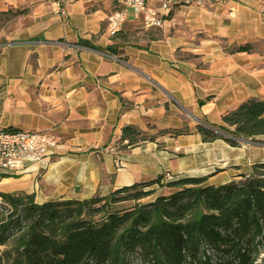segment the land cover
<instances>
[{
    "label": "crops",
    "instance_id": "0c3cea01",
    "mask_svg": "<svg viewBox=\"0 0 264 264\" xmlns=\"http://www.w3.org/2000/svg\"><path fill=\"white\" fill-rule=\"evenodd\" d=\"M119 9L115 0H73L60 16L53 0H0V15L25 11L0 28V130L46 131L57 145L46 165L0 174V192L42 204L158 175L217 186L264 160V135L234 148L195 132L200 119L220 125L241 102L264 100V0L176 6L156 40L131 11L112 40L106 19ZM136 29L145 33L138 43L120 42ZM245 44L250 52L233 50ZM125 126L156 140L118 150ZM183 126L189 134L157 135Z\"/></svg>",
    "mask_w": 264,
    "mask_h": 264
},
{
    "label": "trees",
    "instance_id": "16d2710c",
    "mask_svg": "<svg viewBox=\"0 0 264 264\" xmlns=\"http://www.w3.org/2000/svg\"><path fill=\"white\" fill-rule=\"evenodd\" d=\"M24 13L1 14L0 28ZM156 33L147 38L156 40ZM126 41L121 36L120 42ZM81 44L111 54L118 47ZM251 49L245 44L233 50ZM189 132L183 126L157 135ZM195 132L204 143L222 140L234 148L257 142L264 135V100L241 102L221 116L220 125L200 119ZM155 140V135L125 126L117 149ZM241 177L214 186L206 178L158 175L102 197L42 204L30 194L0 192V264H126L131 254L150 264H254L264 242V160ZM162 188L168 194L141 202Z\"/></svg>",
    "mask_w": 264,
    "mask_h": 264
},
{
    "label": "built area",
    "instance_id": "2783aa9c",
    "mask_svg": "<svg viewBox=\"0 0 264 264\" xmlns=\"http://www.w3.org/2000/svg\"><path fill=\"white\" fill-rule=\"evenodd\" d=\"M73 0H53L54 10L60 16L66 14L65 7ZM120 9L107 17V28L114 35L126 19L127 11L141 22L144 29L162 28L173 8L180 5L205 7L208 3H223L225 0H115ZM55 139L46 131L0 130V174H15L25 163L46 165L56 148ZM165 178H169L165 175Z\"/></svg>",
    "mask_w": 264,
    "mask_h": 264
},
{
    "label": "rangeland",
    "instance_id": "374dc122",
    "mask_svg": "<svg viewBox=\"0 0 264 264\" xmlns=\"http://www.w3.org/2000/svg\"><path fill=\"white\" fill-rule=\"evenodd\" d=\"M157 30L158 29H147V32L148 33L152 32V31L158 32ZM142 31L143 30H140V29L132 30L130 32L131 33L130 37L128 38V43L129 44L138 43L140 41V39L144 37L145 33ZM156 35L158 36V33H156ZM169 179H171V178L170 177L167 178V180H169ZM0 187H2V185ZM168 192H169L168 189L162 188V189L156 191V193L154 195L148 196V197L142 199L141 202L144 203V202L151 201L155 197V195L160 194V193L164 195V194H168ZM126 264H150V263L147 262L146 260L141 259L138 254H131V255L127 256ZM254 264H264V242H263V246L261 247L260 254L257 257Z\"/></svg>",
    "mask_w": 264,
    "mask_h": 264
}]
</instances>
